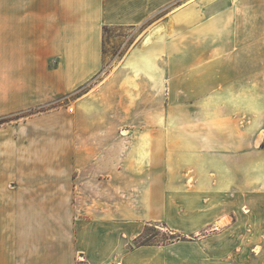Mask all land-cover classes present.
Masks as SVG:
<instances>
[{"label":"crops","instance_id":"1","mask_svg":"<svg viewBox=\"0 0 264 264\" xmlns=\"http://www.w3.org/2000/svg\"><path fill=\"white\" fill-rule=\"evenodd\" d=\"M179 1L0 0V119L20 114L0 122V264H177L182 241L135 244L148 226L199 233L252 195L264 200V80L243 83L209 120L171 115L180 78L152 46L90 84L106 26L166 39L171 25H193L201 38L199 5L218 0ZM263 3L238 0L212 28L227 25V40L234 25L264 32V16L243 15Z\"/></svg>","mask_w":264,"mask_h":264},{"label":"rangeland","instance_id":"2","mask_svg":"<svg viewBox=\"0 0 264 264\" xmlns=\"http://www.w3.org/2000/svg\"><path fill=\"white\" fill-rule=\"evenodd\" d=\"M192 1L194 0H181L177 6L179 8ZM237 3L238 0H218L212 8L206 1L199 5L202 24L201 38L198 39L190 35L194 31L193 25H171L169 38L166 39H143L145 30L142 28L135 30L126 26H106L103 67L91 78L90 84L97 83L104 75L113 71L131 49H147L152 46L153 62L170 66V75L180 78L169 88L170 101L174 103L169 106L172 116L182 114L187 118L209 120L216 118L219 111L226 113V105L232 103V93H241L239 87L243 83L252 79L264 80V55L251 54L264 51V32L256 33L262 26L234 25L235 39L227 40V25L219 24L212 28L210 23L213 15L227 17L226 13L231 14V6ZM228 9L231 10L226 12ZM259 11L251 9L243 15L264 16V8ZM231 29L232 26L229 25L230 32ZM236 29H242V33L239 34ZM178 31L183 33L179 35L182 38L175 37ZM216 31L220 35H216ZM146 63L151 64V59L148 58ZM195 81H200L201 87H193ZM178 100L181 104H177ZM74 107V104L69 105L70 110ZM41 109L44 108H33L27 112L34 113ZM19 115L0 119V122L18 118ZM237 119L236 123L242 126L249 117L240 116ZM201 129L205 130V127ZM123 130L121 134L125 133ZM252 197L255 198L243 202L244 206L240 209L229 210L211 229L183 234L157 224L148 226L135 244H170L182 241L183 247L176 251L179 256L177 264H264V200L259 202L256 195ZM114 260L122 259L114 258L106 264Z\"/></svg>","mask_w":264,"mask_h":264},{"label":"built area","instance_id":"3","mask_svg":"<svg viewBox=\"0 0 264 264\" xmlns=\"http://www.w3.org/2000/svg\"><path fill=\"white\" fill-rule=\"evenodd\" d=\"M108 264H124L123 260H114L113 262H109Z\"/></svg>","mask_w":264,"mask_h":264}]
</instances>
